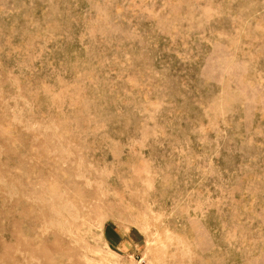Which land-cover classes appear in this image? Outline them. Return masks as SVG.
Returning a JSON list of instances; mask_svg holds the SVG:
<instances>
[{"label":"rangeland","instance_id":"obj_1","mask_svg":"<svg viewBox=\"0 0 264 264\" xmlns=\"http://www.w3.org/2000/svg\"><path fill=\"white\" fill-rule=\"evenodd\" d=\"M0 264H264V0H0Z\"/></svg>","mask_w":264,"mask_h":264}]
</instances>
